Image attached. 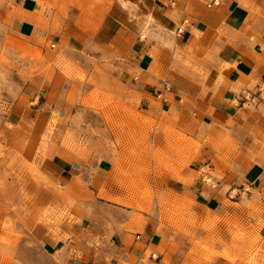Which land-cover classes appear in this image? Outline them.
<instances>
[{"label": "rangeland", "instance_id": "374dc122", "mask_svg": "<svg viewBox=\"0 0 264 264\" xmlns=\"http://www.w3.org/2000/svg\"><path fill=\"white\" fill-rule=\"evenodd\" d=\"M37 1L39 24L57 27L61 19L89 21L100 0ZM18 3L7 1L0 18V264H85L91 250L109 260L120 244L115 233L135 239L143 215L165 227L172 243L161 264H264V169L244 175H260L262 187H225L229 200L216 213L197 211L183 188L165 184L177 177L186 187L198 177L216 190L222 170L212 169L235 142L249 144L250 130L215 133L218 161L200 168L206 155L193 151L204 142L188 137L159 92L149 104H133L124 60L90 42L86 55L51 43L43 50L12 28ZM238 102L247 124L260 120L264 145V83ZM101 161L113 169L96 178L89 168ZM230 173L235 181L243 176ZM120 255L121 264L131 261Z\"/></svg>", "mask_w": 264, "mask_h": 264}, {"label": "crops", "instance_id": "0c3cea01", "mask_svg": "<svg viewBox=\"0 0 264 264\" xmlns=\"http://www.w3.org/2000/svg\"><path fill=\"white\" fill-rule=\"evenodd\" d=\"M7 1L10 2L0 0V18L7 16ZM18 1L10 19L12 28L40 41L43 50L51 43L86 55L90 42L96 50L105 49L124 60L127 66L122 71L130 75L125 85L128 93L135 96L133 104H149L150 97L159 92L157 97L175 114L176 122L189 131L188 137L194 143L204 142L201 149L193 151L206 155L200 168L212 166L217 160L213 149L215 133L230 131L242 137L247 128L250 130L249 144L235 142L234 150H224L228 157L212 169L222 170L223 178H215L216 190L198 177L186 187L177 177L165 183L176 190L183 188L197 211L218 212L229 200L225 187L263 186L260 175L264 169V145L259 139L262 124L257 118L253 125L247 124L248 119L239 113L238 101L240 94L253 89L257 81L261 86L264 83V0H100L94 2L89 21L77 25L76 21L61 19L57 27L39 24L43 16L37 0ZM165 83L171 91L164 90ZM194 161L198 164L201 157ZM173 167L184 171L191 168ZM91 169L89 172L97 178L113 169V163L97 162ZM253 169L261 171L260 175L254 173L253 178L244 179L247 173L251 176L249 170ZM230 170H240L242 178L235 181ZM143 216L147 221L135 233V239L130 240L121 228L115 233L120 244L114 247L117 250L111 259L95 258V250H91L85 264H121L122 253L130 258L128 264H161L165 256L171 255L172 243L166 241L165 227ZM260 231L263 234L264 226Z\"/></svg>", "mask_w": 264, "mask_h": 264}, {"label": "bare ground", "instance_id": "6f19581e", "mask_svg": "<svg viewBox=\"0 0 264 264\" xmlns=\"http://www.w3.org/2000/svg\"><path fill=\"white\" fill-rule=\"evenodd\" d=\"M123 5L126 6L127 5L126 2H124ZM129 10H130V7H129Z\"/></svg>", "mask_w": 264, "mask_h": 264}, {"label": "built area", "instance_id": "2783aa9c", "mask_svg": "<svg viewBox=\"0 0 264 264\" xmlns=\"http://www.w3.org/2000/svg\"><path fill=\"white\" fill-rule=\"evenodd\" d=\"M217 3V1H214V3L213 4H216Z\"/></svg>", "mask_w": 264, "mask_h": 264}]
</instances>
